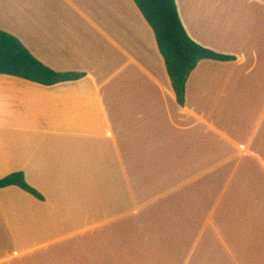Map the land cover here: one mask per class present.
<instances>
[{"label":"crops","instance_id":"1","mask_svg":"<svg viewBox=\"0 0 264 264\" xmlns=\"http://www.w3.org/2000/svg\"><path fill=\"white\" fill-rule=\"evenodd\" d=\"M184 104L134 0H0L48 68L0 75V264H264V0H176Z\"/></svg>","mask_w":264,"mask_h":264},{"label":"trees","instance_id":"2","mask_svg":"<svg viewBox=\"0 0 264 264\" xmlns=\"http://www.w3.org/2000/svg\"><path fill=\"white\" fill-rule=\"evenodd\" d=\"M154 32L164 58L168 75L178 102L183 105L186 83L202 60L227 62L222 56L194 42L181 21L176 0H134ZM0 75L17 77L43 86L77 81L85 74H61L38 61L13 35L0 30ZM16 186L43 201L44 197L25 179L23 173H13L0 180V190Z\"/></svg>","mask_w":264,"mask_h":264}]
</instances>
